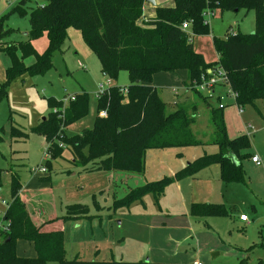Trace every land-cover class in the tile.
I'll list each match as a JSON object with an SVG mask.
<instances>
[{"label":"trees","instance_id":"16d2710c","mask_svg":"<svg viewBox=\"0 0 264 264\" xmlns=\"http://www.w3.org/2000/svg\"><path fill=\"white\" fill-rule=\"evenodd\" d=\"M173 7H155L152 19L144 21V0H18L10 11L29 22L25 41H8L10 30L3 28L0 18V51L13 54L17 49L22 55L32 52L30 41L45 34L48 48L28 68L17 60L6 70V81L0 85V102L6 98L7 83L16 74L27 72L43 75L52 68V55L58 50L70 28L81 31L86 44L93 50L101 73L116 80L121 72L128 75L126 93L113 86L103 96L96 98L97 116L91 130L81 136L66 138L65 128L86 116L88 96L85 92L74 95V100L64 104L53 97L46 98L47 116L33 129L47 144V159L61 155L63 148L72 151L74 164L89 171H116L130 174L144 172V156L150 150L180 149L202 145L194 136L196 106L191 110L179 108L166 112L157 90L150 85L158 73L185 71V92L193 101L203 104L209 112L213 133L209 144L216 148L214 154H204L175 173L173 178L190 177L211 165H218L224 183H245L240 162L246 159L241 151L248 150L249 140L241 136L229 140L223 121V109L213 97L200 93L197 85L208 71L220 67L228 78L229 89L237 95L236 105L253 106L264 100V3L263 0H173ZM253 11L255 29L249 35L227 32L222 40L213 38L217 55L214 64L207 65L194 52L191 35L207 34L208 24L204 13ZM189 24L188 32L181 30L182 23ZM211 102H215V105ZM195 103V102H194ZM105 111L106 117L99 113ZM27 137L20 128L11 127L10 138ZM63 146V148H61ZM1 176V173H0ZM171 181L169 178L130 190L113 209L126 207L147 193L158 195ZM20 183L13 178L10 201L2 220L9 222V231L0 238V264H157L149 262L82 261L67 260L63 232L54 226L61 220L90 218L88 209L71 205L66 214L37 225L20 200ZM190 214L196 218L224 217L227 210L222 205L193 204ZM32 245L35 258H20L15 253L16 242ZM257 264H264L258 262Z\"/></svg>","mask_w":264,"mask_h":264},{"label":"rangeland","instance_id":"374dc122","mask_svg":"<svg viewBox=\"0 0 264 264\" xmlns=\"http://www.w3.org/2000/svg\"><path fill=\"white\" fill-rule=\"evenodd\" d=\"M16 3L17 0H0V18L8 15ZM173 5V0H162L161 3L164 8H171ZM149 8L152 9L151 6ZM154 10H145L143 15L151 17L148 15L151 13L154 17ZM206 20L207 34L190 35L189 39L194 52L201 56L207 65L217 61L213 38L222 40L227 32L249 35L255 29V16L251 10L222 13L215 10ZM3 28L11 32L8 41H25L29 32L28 17L26 15L20 18L16 14H10L3 21ZM30 47L32 52L25 56L19 49L13 54L0 51V85L5 83L6 70L15 60L24 68L35 64L36 55H42L48 48L46 35L32 39ZM51 61L52 68L43 75H31L27 72L14 75L7 83L6 98L0 102V220L10 201V185L13 178L26 190L28 200L30 199L42 212H45V218L53 214L57 217L65 216L66 207L74 204L86 205L91 212L94 211L91 201L93 195H90V191L91 186H98L100 181L96 180L94 183L89 181L92 177L98 176L85 173L82 167L74 164L72 151L63 146L59 157L47 159L45 154L47 144L33 129L49 113L46 98L53 97L64 102L74 94L85 92L88 96L87 114L69 124L64 130V135L66 138H71L91 130L97 116L95 97L97 86L108 78L102 77L96 55L84 41L81 31L74 28L68 29L65 40L53 53ZM109 80L112 86L120 88L129 84L125 72L119 73L116 80ZM186 82L185 71L158 73L150 82L164 103L166 112L171 113L179 108L189 111L193 105L196 106L191 130L204 144L191 148L165 149L175 150L176 153L181 151L183 159L188 158L185 152L200 157L203 153L212 154L216 151V148L209 144L213 129L209 122L208 109L199 101H193L192 94L185 92L183 85ZM223 105L227 135L230 131L238 135L242 131L246 132L243 134H246L250 140L248 152L258 158V164L255 166L249 159L243 160L245 183H230L222 186L223 192L218 196V200L229 209L230 217L210 220L215 221L217 233L221 237L217 242L219 251L214 244V249H209L213 251L203 256L202 264H239L241 261L243 264H255L257 259L264 260V100L256 101L254 106L242 107L240 113L231 97L224 98ZM244 124L249 125V128L246 127L247 130H244ZM11 127L22 129L27 133V137L12 140ZM41 168L46 172L37 174L36 169ZM39 209L36 210L38 214H40ZM147 209L155 208L149 204ZM241 215L249 219L248 225L238 222V217ZM63 222H66V231L67 225L69 232L71 228L76 231L74 248L69 242L70 234L65 233L66 259L73 258L78 251L80 252L78 256L84 258L88 249L93 247V241L98 240L96 236L90 237L89 233H92L89 231V222L82 221L75 225L71 224V220H63ZM113 226L118 232L117 222H114ZM15 253L20 258H35L33 247L25 241L16 242ZM216 253L218 256L213 257Z\"/></svg>","mask_w":264,"mask_h":264},{"label":"crops","instance_id":"0c3cea01","mask_svg":"<svg viewBox=\"0 0 264 264\" xmlns=\"http://www.w3.org/2000/svg\"><path fill=\"white\" fill-rule=\"evenodd\" d=\"M153 1L154 5L144 2L143 11L162 7V0ZM148 15L151 17L144 15V21L153 18L151 13ZM80 93L82 92L77 94ZM224 93L225 88H216L214 98L218 101L219 97L223 96ZM224 110L223 108V115ZM224 118L226 117H223V121ZM243 126L244 130H247L246 127L248 125L245 126L244 124ZM23 132L26 133L25 131ZM230 132L227 135L229 140H234L241 136L248 138L246 134H243L246 132L242 131L240 135ZM216 151L212 154L216 153ZM185 154L188 158L183 159L181 151L180 153H176L175 150L147 151L144 156V172L139 175L116 171L103 172L94 170L85 172L98 176L92 177L89 182L100 181L98 186H91L90 195H93L91 201L94 211L91 212L86 205H82L87 207L90 218L71 220V224L75 225L82 221L89 222V231L92 233H89V235L90 237L96 236L98 240L93 241V247L88 249L85 256H83L84 258L78 256L80 255L78 251L73 258L67 260L202 264L203 256L207 252L213 251L209 249H214V244V247L219 251L217 242L221 237L217 233L215 221L210 220L212 218L230 217L229 209H226L222 202L218 200V196L220 193L222 195L223 192L222 186L230 183L226 184L221 181L218 165H211L190 177L173 178L175 173L199 158L192 156L188 152H185ZM204 154L206 153H203L201 156ZM240 154H246L248 157L244 160L249 159L251 164L257 166V164L251 161V158L254 156L250 155L248 150L241 151ZM242 161L240 162L241 167ZM164 178H169L171 181L165 186L164 190H166H163L162 193L158 195L147 193L126 207L113 209V203L121 200L130 190ZM25 193L26 190L21 186L19 192L20 200L24 203L27 211L36 221L37 225L54 218H60L55 216L56 214L45 218V212H42L30 199L28 200ZM168 200L169 202H166ZM149 204L155 209L148 210L147 205ZM193 204L222 205L228 214L224 217L196 218L190 214V207ZM140 208H143V210H139ZM37 209L40 210V214L36 212ZM51 211L53 212L52 207ZM37 214L39 217H37ZM114 222L118 224V232H116L113 226ZM238 222L248 225L249 219L247 218V222H241L238 219ZM65 223L59 220L54 223V226L63 232L64 251L67 258L65 233L68 232L70 234L71 238L69 242L72 248H74L76 244V231L71 228V232H69L68 225L66 231ZM92 240H89V242ZM216 256H218L217 253L213 254V257ZM258 262L264 263V260L257 259L255 264ZM239 264H243V261L239 262Z\"/></svg>","mask_w":264,"mask_h":264},{"label":"built area","instance_id":"2783aa9c","mask_svg":"<svg viewBox=\"0 0 264 264\" xmlns=\"http://www.w3.org/2000/svg\"><path fill=\"white\" fill-rule=\"evenodd\" d=\"M18 1V0H17ZM213 13L210 11H206L204 13V19H205V23L208 24V21L206 20L207 17L212 16ZM181 30L188 32L189 30V24L184 22L181 25ZM189 33V32H188ZM191 35V34H189ZM230 36L235 35L234 32H230L229 33ZM191 41V40H190ZM113 86L111 85V81L109 79H106L105 81H103L102 83H100L97 86V93L95 94L96 98H99L101 96H103L109 89H111ZM216 88H225V93L223 94V96H220L218 99V108L219 109H223L224 105H223V100L226 97H231L233 100V104L236 105L235 101H236V97L237 95L235 93H233L229 87H228V78L225 74V72L220 68V67H215L212 70L208 71V75L207 77H202L200 84L197 85V89L200 93L208 96L209 98H213L215 97V89ZM120 92L122 94L126 93V89L122 88L120 89ZM74 100V97H68L67 99L64 100V104L71 102ZM237 106V105H236ZM237 108H239V113L241 112V107L237 106ZM100 117H106V113L105 111H101L99 113ZM247 128H249V125L247 126ZM48 158V157H47ZM251 161L255 164H258V158L256 156L251 158ZM37 174H44L46 171L44 168L41 169H36L35 171ZM8 207V204L6 206V208ZM239 221L241 222H247V218L243 215L239 216ZM9 231V222L5 221V220H0V238L1 235L4 233H7ZM194 264H200V263H194Z\"/></svg>","mask_w":264,"mask_h":264},{"label":"water","instance_id":"95a60500","mask_svg":"<svg viewBox=\"0 0 264 264\" xmlns=\"http://www.w3.org/2000/svg\"><path fill=\"white\" fill-rule=\"evenodd\" d=\"M145 3H149L151 5H154V1L153 0H144ZM236 12V11H235ZM103 77H106L105 74H103Z\"/></svg>","mask_w":264,"mask_h":264}]
</instances>
